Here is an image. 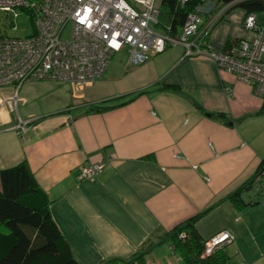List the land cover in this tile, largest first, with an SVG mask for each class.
Instances as JSON below:
<instances>
[{
	"label": "crops",
	"instance_id": "crops-1",
	"mask_svg": "<svg viewBox=\"0 0 264 264\" xmlns=\"http://www.w3.org/2000/svg\"><path fill=\"white\" fill-rule=\"evenodd\" d=\"M215 11L202 16L199 34ZM245 15L231 5L205 34V46L219 51L251 37ZM256 16L264 29V13ZM119 54L77 95L67 83L32 82L49 83L50 100L22 118L18 112L32 120L24 132L2 113L0 170L26 161L78 264L127 260L150 244L145 264H183L169 243H156L198 214L193 225L203 240L232 233L230 264H264V178L242 193L247 205L225 199L264 160V114H255L262 96L179 45L133 66ZM219 113L227 119L214 117ZM100 159V174L76 178L81 164Z\"/></svg>",
	"mask_w": 264,
	"mask_h": 264
},
{
	"label": "built area",
	"instance_id": "built-area-1",
	"mask_svg": "<svg viewBox=\"0 0 264 264\" xmlns=\"http://www.w3.org/2000/svg\"><path fill=\"white\" fill-rule=\"evenodd\" d=\"M191 0H177L184 7ZM203 1L188 11L180 32L172 35L158 29V0H0V128L2 113L16 112L10 127L24 132L32 120H22L18 105L24 84L53 81L67 83L77 95L84 86L99 79L112 56L123 51L127 66L139 65L175 45L185 55H200L215 61L220 70L233 73L264 96V29L256 23V13L243 20L251 37L240 38L224 50L205 46L204 36L218 16L234 2L218 7L213 0ZM216 10L205 30L199 34L202 16ZM215 11V12H216ZM16 19L29 21L25 35L17 30ZM70 27L69 37L63 32ZM103 159L81 164L76 178L100 174ZM185 236L184 232L179 235ZM233 235L222 230L204 241L203 255L230 244Z\"/></svg>",
	"mask_w": 264,
	"mask_h": 264
},
{
	"label": "trees",
	"instance_id": "trees-1",
	"mask_svg": "<svg viewBox=\"0 0 264 264\" xmlns=\"http://www.w3.org/2000/svg\"><path fill=\"white\" fill-rule=\"evenodd\" d=\"M213 1L218 7L234 2L232 5L243 8L246 13H264V0ZM202 2L191 0L184 7H180L177 0H160L159 28L172 35L179 33L187 12L194 10ZM164 88L181 91L174 85ZM198 107L201 108L200 105ZM105 108L106 106H92L90 110L100 111ZM255 114H264V96L261 107ZM214 117L227 119L222 113L215 114ZM262 178L264 160L260 162L256 172L229 192L225 199L230 200L237 208L247 205L242 193ZM48 203L47 196L40 190L26 161L0 170V264H78L72 258L69 247L50 215ZM201 215L198 214L164 232L156 244L169 243L181 257L183 264H230L227 245L211 254L203 255L205 240L193 225ZM181 232L185 233L183 238L179 236ZM152 246L153 244L148 245L127 260H111L104 264H145L144 256Z\"/></svg>",
	"mask_w": 264,
	"mask_h": 264
},
{
	"label": "rangeland",
	"instance_id": "rangeland-1",
	"mask_svg": "<svg viewBox=\"0 0 264 264\" xmlns=\"http://www.w3.org/2000/svg\"><path fill=\"white\" fill-rule=\"evenodd\" d=\"M15 24L17 26V30L11 32V35L22 36V35H25L27 31L30 29L29 21H27L26 19H16ZM69 33H70V27L68 26L63 32L62 37L64 39L68 38ZM123 54L124 52L121 51V54L119 55H123ZM48 85L49 83H28L22 86L20 90V95L25 97L26 101L24 102L25 104L23 103L24 105L19 104L18 106L19 108L18 112H19V115H21L20 116L21 118L25 116L24 110L28 111V109L30 110V109H33L35 107L42 105L43 103L46 102L44 100H47V97H48V101L50 100V94H48L49 91L46 90V87ZM12 115L16 117L17 114L16 112H14ZM229 245H231V243L228 244L227 246Z\"/></svg>",
	"mask_w": 264,
	"mask_h": 264
}]
</instances>
